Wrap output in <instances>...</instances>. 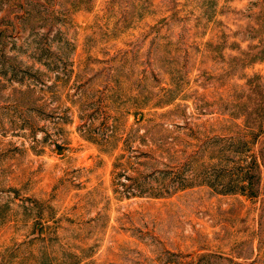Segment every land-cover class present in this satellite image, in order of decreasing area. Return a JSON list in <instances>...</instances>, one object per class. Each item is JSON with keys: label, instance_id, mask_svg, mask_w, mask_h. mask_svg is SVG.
<instances>
[{"label": "rangeland", "instance_id": "374dc122", "mask_svg": "<svg viewBox=\"0 0 264 264\" xmlns=\"http://www.w3.org/2000/svg\"><path fill=\"white\" fill-rule=\"evenodd\" d=\"M0 264H264V0H0Z\"/></svg>", "mask_w": 264, "mask_h": 264}]
</instances>
